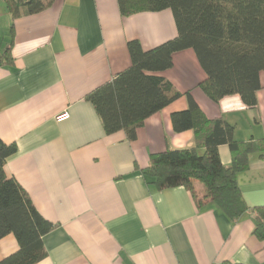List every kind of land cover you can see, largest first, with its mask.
Listing matches in <instances>:
<instances>
[{
    "label": "crops",
    "instance_id": "1",
    "mask_svg": "<svg viewBox=\"0 0 264 264\" xmlns=\"http://www.w3.org/2000/svg\"><path fill=\"white\" fill-rule=\"evenodd\" d=\"M177 36L171 10L125 17L118 0H55L14 18L0 0V139L17 147L5 169L54 225L39 264H264L252 212L264 207L259 154L238 176L249 211L236 222L210 202L198 206L186 188L158 191L144 176L152 155L195 146L194 132L176 133L172 123L189 108L187 93L207 118L232 125L237 141L264 140V74L256 109L240 96L216 104L200 88L208 77L195 52L175 54L173 68L157 75L182 97L147 119L134 141L108 135L87 100L131 67V41L149 51ZM219 154L231 166L229 147ZM18 250L6 236L0 261Z\"/></svg>",
    "mask_w": 264,
    "mask_h": 264
},
{
    "label": "trees",
    "instance_id": "2",
    "mask_svg": "<svg viewBox=\"0 0 264 264\" xmlns=\"http://www.w3.org/2000/svg\"><path fill=\"white\" fill-rule=\"evenodd\" d=\"M3 1L13 17L19 18L41 13L55 0ZM118 2L125 17L171 10L178 36L149 51L140 42L131 41V67L88 96L108 135L123 131L129 141H134L147 119L182 97L157 74L172 69L175 54L185 50L195 52L207 75L200 88L212 102L219 104L226 97L240 96L248 108L258 107L264 74V0ZM4 58L9 65L13 63L10 49ZM186 97L189 108L174 113L172 123L176 133L193 131L196 144L190 149H168L152 155L145 179L158 191L184 187L198 206L210 202L236 222L249 211L238 176L249 170L251 155L264 159V140L237 141L232 125L223 118H207L192 94ZM224 145L232 155L229 167L223 165L219 154V147ZM16 153V145L0 139V241L12 234L19 245V250L0 264H39L47 257L44 238L54 225L38 212L21 185L7 175L6 164ZM252 212L254 235L264 242V207Z\"/></svg>",
    "mask_w": 264,
    "mask_h": 264
},
{
    "label": "built area",
    "instance_id": "3",
    "mask_svg": "<svg viewBox=\"0 0 264 264\" xmlns=\"http://www.w3.org/2000/svg\"><path fill=\"white\" fill-rule=\"evenodd\" d=\"M66 118H68V114L67 113H64V114H62V115H60L58 117V120H63V119H66Z\"/></svg>",
    "mask_w": 264,
    "mask_h": 264
}]
</instances>
